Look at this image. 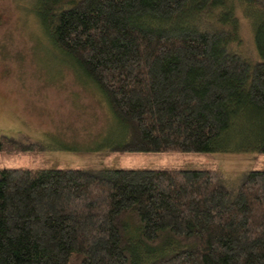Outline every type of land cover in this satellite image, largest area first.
Listing matches in <instances>:
<instances>
[{"label": "trees", "instance_id": "trees-1", "mask_svg": "<svg viewBox=\"0 0 264 264\" xmlns=\"http://www.w3.org/2000/svg\"><path fill=\"white\" fill-rule=\"evenodd\" d=\"M237 2L254 10L263 61L240 56L218 26L224 12L235 33L248 19ZM33 10L101 91L120 128L112 152L212 153L238 137L231 150L264 154V0H36ZM248 112L259 122L230 137ZM221 180L214 168H5L0 264H264V171H247L236 191Z\"/></svg>", "mask_w": 264, "mask_h": 264}, {"label": "rangeland", "instance_id": "rangeland-1", "mask_svg": "<svg viewBox=\"0 0 264 264\" xmlns=\"http://www.w3.org/2000/svg\"><path fill=\"white\" fill-rule=\"evenodd\" d=\"M35 2L0 0V170L75 168L100 174L118 169L214 168L222 174V186L233 191L247 171H264V154L231 150L239 144L238 137L231 142L223 138L218 146L227 150L212 153L112 152L110 142L119 136V125L101 91L73 59L51 44L34 13ZM237 8L249 20L239 17L236 33L226 12L220 13L218 26L229 31L227 43L235 39L240 56L263 61L255 40L256 22L249 17L254 10L247 12L240 2ZM255 122L257 115L244 113L229 136Z\"/></svg>", "mask_w": 264, "mask_h": 264}]
</instances>
